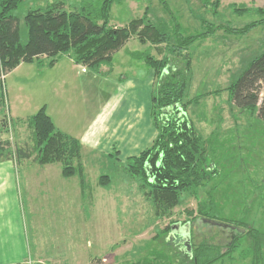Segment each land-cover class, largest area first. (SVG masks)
I'll return each mask as SVG.
<instances>
[{
	"label": "rangeland",
	"instance_id": "1",
	"mask_svg": "<svg viewBox=\"0 0 264 264\" xmlns=\"http://www.w3.org/2000/svg\"><path fill=\"white\" fill-rule=\"evenodd\" d=\"M62 1L67 10H73L71 4L80 9L91 4L97 8L101 3L98 2L100 0L27 1L17 11L23 42L28 37L24 23L28 10L45 8ZM215 2L166 0L170 8L168 11L159 0H123L112 7L111 24L121 28L138 18L146 17L149 22L159 24L160 27L167 26L168 32L175 27L184 38L202 34L205 31L202 23L211 24L210 30L215 29L207 39H199L192 44L187 52L192 63L188 98L211 94L203 98L199 105L190 107L189 113L194 116L205 138L213 141L218 177L199 195L185 194L181 205L170 216L156 215L153 203L141 187L142 181L130 175L125 164H120L114 154L115 157L105 164V168L101 165L100 175L108 176L110 180L106 187H102L91 179V191L97 193L98 198L91 200L87 195L82 214L75 211L74 204L68 205L67 217H53V228L49 229L44 227L48 220L43 218L42 211L32 213L35 223L32 220L28 224V214L25 220L29 233L33 239L34 236L37 239V247L29 254V261L34 264H183L186 249L177 248L176 243L182 245L188 241L185 223L194 221L187 212H196L199 203L204 201L209 203L208 212L218 219L217 222L225 225L231 222L242 223L245 228H253L264 234V121L250 112H241L230 106L228 92L223 91L218 96L214 93L229 88L250 62L264 52V0H221L219 8H215ZM249 28L251 30L248 33L241 34ZM171 53L169 44L155 47L131 40L116 52L112 77L119 75L135 78L138 83L143 82L148 78V73L152 72L144 58L151 55L158 60L168 58L172 64L184 68L185 60L180 57L175 59L177 54L173 53V56ZM104 84L100 86L101 90L104 88L106 93H111V84ZM20 93L33 101L25 90ZM141 99L138 105L140 113L145 106L144 99ZM82 110L81 104L74 107L72 116L77 115L75 111L83 116L85 113ZM0 118L3 115L0 114ZM141 123L143 152L152 146V136L144 116ZM32 158L29 160L30 165H39L36 155ZM52 165H41L43 167L40 168L49 169L50 172L34 173L37 176L35 185L40 194L49 189L44 175L54 174L52 178H65L62 169L54 171ZM202 224L206 228L196 230L191 236L193 247L204 239L215 238L216 244L226 246L232 238L221 242L217 235L233 233L239 238L237 248L221 258L218 264H254L252 246L245 234L233 232L230 228ZM39 248L43 250L39 252ZM261 264H264L263 260Z\"/></svg>",
	"mask_w": 264,
	"mask_h": 264
},
{
	"label": "trees",
	"instance_id": "2",
	"mask_svg": "<svg viewBox=\"0 0 264 264\" xmlns=\"http://www.w3.org/2000/svg\"><path fill=\"white\" fill-rule=\"evenodd\" d=\"M27 1L30 0H0V114L3 115L0 118V163L8 160L19 163L36 155L39 165L58 164L66 179L79 177L83 190L91 189L83 166L84 148L79 140L58 130L46 108L39 110L30 120L36 139L33 149L18 148L11 140L1 139L4 132L10 134L11 122L6 105V82L2 77L6 78L24 63H35L44 57L49 60L48 66L52 67L60 57L65 56H71L77 65L85 66L97 74H108L116 52L129 41L138 40L144 45L155 47L169 44L171 51L177 54L175 59L183 58L185 66L180 68L165 57L163 60L152 55L144 58L155 76L151 117L158 136L151 148L128 160L124 165L126 170L142 181L145 196L153 203L156 215L161 216H170L181 205L185 194L199 195L218 177L213 141L205 138L194 116L189 113L190 107L199 105L203 98L211 94L188 98L192 63L187 51L192 44L199 39H207L215 31L210 30L211 24L202 23L205 28L202 34L185 38L175 27L168 32L167 26L160 27L149 22L146 17L119 28L112 26L111 13L114 4L123 0H100L97 8L91 4L77 9L76 5L71 4L73 10H67L62 1L45 8L28 10L24 17L28 37L23 42L17 11ZM159 1L170 10L166 0ZM220 1L216 0L215 8H219ZM250 30L246 29L241 34ZM263 88L264 52L250 62L229 88L214 93L218 96L223 91L228 92L230 106L241 112H250L264 121ZM108 180V176H101L99 184L106 187ZM208 205L205 201L200 202L196 212H187L194 221L185 223L190 226L188 237L191 238L192 252L188 251L185 243L181 245L175 242L177 248L186 249L183 264H218L221 258L237 248L239 238L233 233L217 235L221 242L232 238L226 246L216 244L215 238L204 239L193 247L191 236L196 230L206 228L202 224L203 220H218L210 215ZM229 224L238 228L246 227L242 223ZM245 229L243 234L251 243L253 262L261 264L264 261V234L253 228Z\"/></svg>",
	"mask_w": 264,
	"mask_h": 264
},
{
	"label": "crops",
	"instance_id": "3",
	"mask_svg": "<svg viewBox=\"0 0 264 264\" xmlns=\"http://www.w3.org/2000/svg\"><path fill=\"white\" fill-rule=\"evenodd\" d=\"M48 63L44 57L35 63H24L5 78L6 105L11 122L10 134L4 132L2 140H11L18 148L33 149L36 139L30 120L39 110L46 108L60 132L80 141L84 148V167L89 172L88 182L93 179L96 183H99L102 166L105 168L114 154L120 164H126L148 149L142 152V116L146 118L152 136L150 144L155 142L158 134L151 120L155 88L153 71L138 83L131 77L117 75L113 78V63L108 74H97L77 65L71 56L60 57L52 67ZM105 82L111 84V93H106L104 88L101 90L100 86H105ZM23 90L33 101L20 93ZM141 97L145 105L142 113L138 106ZM80 104L81 112L85 114L81 116L75 111L77 115L72 116L74 107ZM31 159L0 163V264H21L31 257L29 254L37 247V239L30 235L26 220L28 224L34 221V211H42L43 218L48 220L44 227L53 228V217L63 218L64 215L66 218L68 205L74 204L75 211L82 214L84 198L87 195L91 200L98 198L92 188L83 190L79 179L52 178L54 174L44 175L49 189L40 194L34 173L50 170L40 169L41 165H30ZM51 167L54 171L61 169L55 164ZM46 204L50 206L46 207ZM52 236L54 240V234ZM42 250L39 248V252Z\"/></svg>",
	"mask_w": 264,
	"mask_h": 264
},
{
	"label": "water",
	"instance_id": "4",
	"mask_svg": "<svg viewBox=\"0 0 264 264\" xmlns=\"http://www.w3.org/2000/svg\"><path fill=\"white\" fill-rule=\"evenodd\" d=\"M203 223L205 224H208V225H211V226H214V227H216V226H218V227H221V228H225V229H228V228H230V229H232V230H234V231H237L238 233H240V232H242V233H245V230L244 229H242V228H238V227H235V226H232V225H230V224H228V225H225V224H221V223H219V222H215V221H212V220H209V219H205V220H203ZM187 226V236L189 235V233H190V226L189 225H186ZM175 232V231H174ZM188 238V241L187 242H185V245H186V247H187V249H188V251L191 253L192 252V249H191V245H190V243H191V238H189V237H187Z\"/></svg>",
	"mask_w": 264,
	"mask_h": 264
},
{
	"label": "built area",
	"instance_id": "5",
	"mask_svg": "<svg viewBox=\"0 0 264 264\" xmlns=\"http://www.w3.org/2000/svg\"><path fill=\"white\" fill-rule=\"evenodd\" d=\"M2 79L4 80L5 79V77H2ZM23 264H34L33 263V261L31 262V261H28V262H26V263H23Z\"/></svg>",
	"mask_w": 264,
	"mask_h": 264
}]
</instances>
